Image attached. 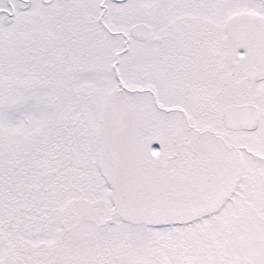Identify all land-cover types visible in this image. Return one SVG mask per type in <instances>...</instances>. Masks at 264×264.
I'll list each match as a JSON object with an SVG mask.
<instances>
[{
	"label": "snow or ice",
	"instance_id": "1",
	"mask_svg": "<svg viewBox=\"0 0 264 264\" xmlns=\"http://www.w3.org/2000/svg\"><path fill=\"white\" fill-rule=\"evenodd\" d=\"M0 264H264V0H0Z\"/></svg>",
	"mask_w": 264,
	"mask_h": 264
}]
</instances>
